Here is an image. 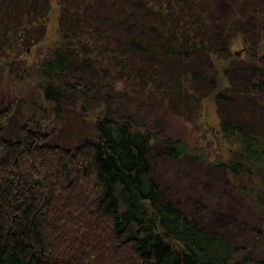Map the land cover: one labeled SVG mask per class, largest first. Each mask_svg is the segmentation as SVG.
<instances>
[{
  "label": "trees",
  "instance_id": "obj_1",
  "mask_svg": "<svg viewBox=\"0 0 264 264\" xmlns=\"http://www.w3.org/2000/svg\"><path fill=\"white\" fill-rule=\"evenodd\" d=\"M122 1L59 0L57 46L31 64L51 0H0V99H18L13 112L0 106V264H264L237 236L247 220L264 223V0ZM210 99L235 149L216 164L223 182L182 184L187 204L165 201L153 151L196 155L163 124H194ZM26 103L29 125L39 112L74 122L72 145L52 142L46 124L9 136ZM206 187L218 203L200 197ZM216 209L234 227L211 233L199 212Z\"/></svg>",
  "mask_w": 264,
  "mask_h": 264
},
{
  "label": "rangeland",
  "instance_id": "obj_2",
  "mask_svg": "<svg viewBox=\"0 0 264 264\" xmlns=\"http://www.w3.org/2000/svg\"><path fill=\"white\" fill-rule=\"evenodd\" d=\"M98 1L101 10H105L108 7H112L114 9L119 8V4L115 3V0L113 2H108L106 0ZM58 2L59 0H51L52 10L49 15L48 30L45 40L41 43V45L33 49L32 56L28 58V63L38 64L43 59L47 58L51 54L52 50L57 46V42L60 38L58 23L60 16V6L58 5ZM119 2L121 5H123L122 0H119ZM87 68L88 67L86 66L82 68L83 74L89 70ZM4 72L5 71L0 69V77L5 78ZM79 75L81 74L79 73ZM6 77L8 76L6 75ZM8 86V80L5 78V80L0 83V97L3 95L2 90ZM19 87L22 88L24 86L19 85ZM8 99L9 100L4 103L1 98L0 106L1 104L9 106L13 112L17 106L18 99H15L14 95L12 97L8 96ZM78 106L79 102L77 99L75 97H71L69 102H67V105H65V111L67 113L66 116L69 115L72 120L78 119L80 116L76 114L75 110L78 108ZM35 109L36 108L32 105L26 103L23 107V110H21L22 115L20 116V113H18L16 119L13 122V127L7 132V134L9 136L15 137L17 132V129L15 128L16 125H21V122L23 125L26 123L27 119L23 113L27 114L30 118H33ZM48 110L50 111V109ZM38 114L40 117L36 116L30 125L27 123L26 124L30 127L34 124H36V126H39L40 124H46L52 142L58 143L64 147H69L72 145L74 138L73 135H70L66 127L73 125L74 122H69V119L65 120L63 121L65 123L63 126L62 121L55 119L53 114L49 113L41 115V112ZM45 119H48V121ZM163 125L164 129L166 130L165 133L180 138L190 147V149H192V152L196 155L195 162L188 160H185L184 162H177L163 157V155L158 153L156 150L153 151V154L150 156V161L153 165L154 177L162 187L163 200H173L174 202L182 201L180 204L186 205L189 198L186 197L182 200V197H180L178 200V195L174 193V190L182 184H186L188 189L194 190V188L197 187L201 188L200 183L204 182L205 180L207 184L212 183L220 187L223 179L222 177L218 179V181H221L220 183L215 181V176L219 175L216 164L221 160L229 161L235 149L233 146L226 143L219 135V118L215 102L211 99L205 102L200 116L198 115V119L194 124L185 122L182 119H174L170 116ZM181 194H183V192ZM199 194L200 197H209L211 202L212 200H216V203H218V199L216 197L213 198V196L216 195L215 191H211V188L209 187H206L205 190L201 189ZM191 196L192 195H190V197ZM249 207L252 206L249 205ZM188 210H190V207H188ZM199 215L203 218L205 226L213 234H218L225 229L229 230L234 227V216H230V210L228 209L223 211V213H220V211L217 212L216 209V212H214L213 216H210V214L205 216L203 212H199ZM256 217H258V215ZM261 218H264V216ZM257 223V221L251 223L250 220H247L245 225L248 226L244 230L239 231L237 236H239V238L244 242V246L246 247L247 252H249V259L251 261H264V223Z\"/></svg>",
  "mask_w": 264,
  "mask_h": 264
}]
</instances>
